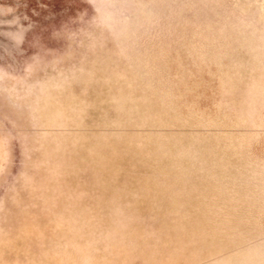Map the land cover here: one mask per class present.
Masks as SVG:
<instances>
[{
    "label": "rangeland",
    "instance_id": "374dc122",
    "mask_svg": "<svg viewBox=\"0 0 264 264\" xmlns=\"http://www.w3.org/2000/svg\"><path fill=\"white\" fill-rule=\"evenodd\" d=\"M0 264H264V0H0Z\"/></svg>",
    "mask_w": 264,
    "mask_h": 264
}]
</instances>
